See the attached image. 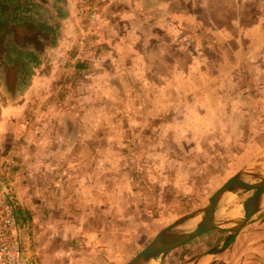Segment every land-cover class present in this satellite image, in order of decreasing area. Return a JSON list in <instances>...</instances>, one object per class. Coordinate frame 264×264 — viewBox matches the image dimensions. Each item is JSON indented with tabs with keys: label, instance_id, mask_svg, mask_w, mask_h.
<instances>
[{
	"label": "rangeland",
	"instance_id": "374dc122",
	"mask_svg": "<svg viewBox=\"0 0 264 264\" xmlns=\"http://www.w3.org/2000/svg\"><path fill=\"white\" fill-rule=\"evenodd\" d=\"M56 2L59 18L49 19L58 21L56 37L64 32L54 42L66 44L65 57L52 62L51 94L28 97L24 121L0 128V177L33 220V250L42 244L38 222L59 230L74 224L64 216L80 212L125 264L242 168L264 163V0ZM172 8L186 12L179 39L165 27ZM241 18L246 29L230 28L225 39L218 25ZM211 38L216 46L203 42ZM62 134L89 136L77 143V174L44 175V151L57 150ZM250 194L231 196L219 210ZM225 235L204 233L162 264H179ZM210 264H264V210Z\"/></svg>",
	"mask_w": 264,
	"mask_h": 264
},
{
	"label": "crops",
	"instance_id": "0c3cea01",
	"mask_svg": "<svg viewBox=\"0 0 264 264\" xmlns=\"http://www.w3.org/2000/svg\"><path fill=\"white\" fill-rule=\"evenodd\" d=\"M56 1L1 0L4 10L2 14L0 12V128L24 121L25 104L29 100L28 97L40 96L45 99L51 94L52 62L59 61V57H65L66 53L65 43L62 45L54 42L55 39H59V41L63 39L61 37H64V32L61 31V36L56 37L54 32L56 31L55 24H58V21L52 24V20L49 19V16L53 15H57L59 18L60 13H58V10H60L59 5L61 3ZM188 12L192 14L191 10ZM166 13L171 15L173 21L170 22V25L165 26L168 31L167 35L179 39L181 37L180 33L185 29L182 24L185 23L186 26L184 20L186 17L182 18L180 14H186V12H175L172 8ZM243 25L244 22L241 18V20L231 23L228 27L218 25V28L221 35L226 39L228 38L226 31H229L230 28L237 31L246 29ZM221 38L220 36L219 42ZM203 42L207 46H216L213 38ZM177 45L180 48L182 47L180 44ZM189 54L191 61H195L199 56H196L193 52ZM190 66L191 69L194 68V65ZM171 73H177V71L175 72L174 69L171 70ZM161 78L163 79V77ZM91 126L93 130L95 126L93 124ZM84 136V134L73 136L62 134L57 136L56 138L60 142L58 149L44 151L43 174L47 175V172L51 173L52 170L61 173L65 168V172L69 171L71 176L76 175L77 166L80 165L77 159H80L79 154L83 153L78 150L77 143L84 139ZM86 137L89 138L88 135ZM40 138L47 137L42 135ZM54 158H57L58 165L52 160ZM64 158L72 161H68V164L64 163L62 160ZM36 167V171L33 172L32 170V172L34 175H39V167ZM54 180L58 184L62 182L59 178ZM73 183H77L75 177ZM74 215L75 217L80 215V217L74 219L64 216V220L66 219L67 222L72 221L74 224L70 226L60 224L59 230L54 227H52L54 230H51L46 220L38 222L37 238L39 243L42 242V244L40 248H36L35 243V250H33L32 239L35 238L36 240L37 231L33 227V220H31L29 213H26L29 223L26 240L27 244H30L31 240L32 246V250L28 251L26 249V264H33V260L36 262L38 255L41 258V263L38 261V264H116L113 251L106 245L105 239L100 238L99 241L95 233L96 230H92L90 226L88 227L87 221L81 218L80 212ZM86 217L87 215L84 214L83 218ZM43 218L47 219L46 217ZM102 243H106V246ZM30 258L31 261H29Z\"/></svg>",
	"mask_w": 264,
	"mask_h": 264
},
{
	"label": "water",
	"instance_id": "95a60500",
	"mask_svg": "<svg viewBox=\"0 0 264 264\" xmlns=\"http://www.w3.org/2000/svg\"><path fill=\"white\" fill-rule=\"evenodd\" d=\"M254 164L255 160L230 177L201 207L161 229L125 264H161L173 250L202 234L225 230L226 235L217 244L193 254L179 264L212 263L235 243L250 220L264 209V170L258 172ZM250 192L249 197L239 206L230 211L219 210L231 196ZM234 209L241 212L235 214ZM224 225L229 226L225 228Z\"/></svg>",
	"mask_w": 264,
	"mask_h": 264
},
{
	"label": "built area",
	"instance_id": "2783aa9c",
	"mask_svg": "<svg viewBox=\"0 0 264 264\" xmlns=\"http://www.w3.org/2000/svg\"><path fill=\"white\" fill-rule=\"evenodd\" d=\"M26 213L20 214L19 202L0 177V264H26Z\"/></svg>",
	"mask_w": 264,
	"mask_h": 264
},
{
	"label": "bare ground",
	"instance_id": "6f19581e",
	"mask_svg": "<svg viewBox=\"0 0 264 264\" xmlns=\"http://www.w3.org/2000/svg\"><path fill=\"white\" fill-rule=\"evenodd\" d=\"M256 169L258 170V172L264 170V163H260ZM239 212L241 211L238 210L235 214H238Z\"/></svg>",
	"mask_w": 264,
	"mask_h": 264
}]
</instances>
